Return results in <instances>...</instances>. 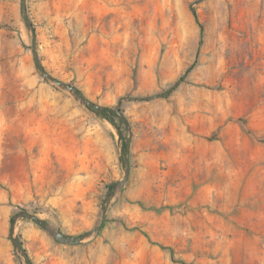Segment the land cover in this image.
Masks as SVG:
<instances>
[{
	"label": "rangeland",
	"instance_id": "obj_1",
	"mask_svg": "<svg viewBox=\"0 0 264 264\" xmlns=\"http://www.w3.org/2000/svg\"><path fill=\"white\" fill-rule=\"evenodd\" d=\"M21 2L0 0V264H264V0H24L41 64L113 121L41 75Z\"/></svg>",
	"mask_w": 264,
	"mask_h": 264
},
{
	"label": "water",
	"instance_id": "obj_2",
	"mask_svg": "<svg viewBox=\"0 0 264 264\" xmlns=\"http://www.w3.org/2000/svg\"><path fill=\"white\" fill-rule=\"evenodd\" d=\"M21 9H22V13H23L25 22H26V24L31 29V33H32L33 60H34V64H35L36 68L40 71L41 75L44 78H46L48 80H51V81L57 83L59 86H61L64 89H68L70 91H74L75 90L74 86H72L71 84H68V83H66V82H64L62 80H59L58 78L54 77L41 64V62L39 60V57H38L37 50H36L34 31H33V28L31 26V23L29 21V18L27 16V13H26L25 8H24V0H22V2H21ZM76 96L79 97L84 104H86L87 106H90V107L94 108L95 110H102L104 108V106H101L99 104H96V103L92 102L91 100H89V99L81 96L80 94H77ZM116 112L123 118V115H122V113H121L120 110H116ZM128 145H129V141L127 142V145H126V152L128 151ZM128 173H129V166H128V164H126V169H125V172H124V175H123L121 184H123L126 181L127 176H128ZM104 215H105V208L103 207L102 218H101L99 224L92 230L91 233L97 232L100 229L101 224H102V220L104 218ZM17 217H21V218L28 217V218H31V219H33L35 221L40 220L39 217H37L36 215L31 214L29 212H20L19 214H17L15 216V218H17ZM14 228H15V223H12L11 224V232L12 233L14 231ZM48 229H49L50 233L54 236V238L57 241H60L62 243L77 242V241H80L82 238L85 237V235L84 236L83 235H81V236L69 235V234H66V233L62 232L59 229L58 230H53V229H50V228H48ZM91 233H89V234H91ZM86 235H88V234H86ZM13 244L16 246V248L18 249V251H21V246H20L19 242H17L16 240H13ZM24 256H25V254H24ZM28 264H31V263L28 262Z\"/></svg>",
	"mask_w": 264,
	"mask_h": 264
},
{
	"label": "trees",
	"instance_id": "obj_3",
	"mask_svg": "<svg viewBox=\"0 0 264 264\" xmlns=\"http://www.w3.org/2000/svg\"><path fill=\"white\" fill-rule=\"evenodd\" d=\"M193 15H194V18H195L196 23H197L198 26H199V32H200V36H201V35H202V32H203V26H202L201 22H199V20H198V18H197V15H196V12H195L194 10H193ZM171 89H172L171 87L168 88L165 92H163V94H159V96H167V95L170 93ZM74 91L82 96V92H81L79 89L75 88ZM99 113H101V114H103L104 116L108 117L111 121H113L111 115H117V114H116V113H117L116 110H114L112 107H108V106H104V108H103L102 110H99ZM121 122L123 123V125H126V122H125L123 119H122ZM117 130L119 131L120 138H121V139H124V137H123V133H122L120 127H117ZM126 145H127V141L123 142V148H124V151H125V149H126ZM125 152H126V151H125ZM113 187H114V186L111 184V185H110L111 190H110L109 196H110V195L112 194V192H113ZM12 221H13V220H12ZM36 222H37L38 224H40L41 226H45V225H46V220H44V219H40V220H38V221H36Z\"/></svg>",
	"mask_w": 264,
	"mask_h": 264
}]
</instances>
